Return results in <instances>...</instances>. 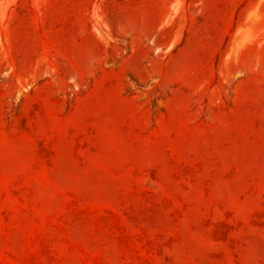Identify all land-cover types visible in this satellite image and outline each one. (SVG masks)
Masks as SVG:
<instances>
[{"label": "rangeland", "instance_id": "1", "mask_svg": "<svg viewBox=\"0 0 264 264\" xmlns=\"http://www.w3.org/2000/svg\"><path fill=\"white\" fill-rule=\"evenodd\" d=\"M0 264H264V0H0Z\"/></svg>", "mask_w": 264, "mask_h": 264}]
</instances>
